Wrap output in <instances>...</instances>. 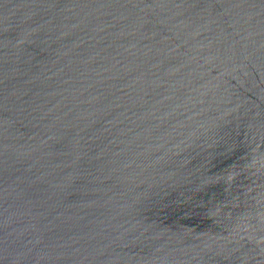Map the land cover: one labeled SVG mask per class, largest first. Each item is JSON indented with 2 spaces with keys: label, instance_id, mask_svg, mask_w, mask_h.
Segmentation results:
<instances>
[{
  "label": "water",
  "instance_id": "water-1",
  "mask_svg": "<svg viewBox=\"0 0 264 264\" xmlns=\"http://www.w3.org/2000/svg\"><path fill=\"white\" fill-rule=\"evenodd\" d=\"M0 264H264V0H0Z\"/></svg>",
  "mask_w": 264,
  "mask_h": 264
}]
</instances>
